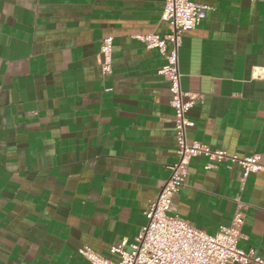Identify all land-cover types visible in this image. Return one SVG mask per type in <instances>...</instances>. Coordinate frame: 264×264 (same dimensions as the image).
<instances>
[{
  "label": "crops",
  "instance_id": "0c3cea01",
  "mask_svg": "<svg viewBox=\"0 0 264 264\" xmlns=\"http://www.w3.org/2000/svg\"><path fill=\"white\" fill-rule=\"evenodd\" d=\"M211 6L179 49L197 97L188 139L264 164V0ZM164 0H0V264L117 259L177 161L166 63L138 37L164 35ZM113 38L112 71L100 48ZM194 157L172 212L215 233L245 213L239 246L264 259V171ZM239 198V201L237 198Z\"/></svg>",
  "mask_w": 264,
  "mask_h": 264
},
{
  "label": "built area",
  "instance_id": "2783aa9c",
  "mask_svg": "<svg viewBox=\"0 0 264 264\" xmlns=\"http://www.w3.org/2000/svg\"><path fill=\"white\" fill-rule=\"evenodd\" d=\"M210 9L211 6L201 0H164L162 19L168 22L169 31L164 35L148 33L138 37L147 48L158 49L166 59L159 73L170 81L177 161L170 165L168 178L146 209L147 223L135 237L131 249H126L125 241L111 246L110 251L119 255L112 259L84 246L79 253L91 264H264L260 256L239 246L245 219L242 208L236 211L231 225H221L215 233L198 228L179 213L172 212L174 196L185 184L194 157L206 158L205 169L217 168L222 163L229 167L239 164L243 169L241 189L252 173L264 171L259 153L241 157L188 139V128L194 122L187 114L196 104L197 97L182 89L179 49L184 33L195 29ZM112 52L113 38L107 37L100 48L103 73L112 71Z\"/></svg>",
  "mask_w": 264,
  "mask_h": 264
}]
</instances>
